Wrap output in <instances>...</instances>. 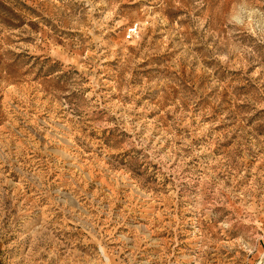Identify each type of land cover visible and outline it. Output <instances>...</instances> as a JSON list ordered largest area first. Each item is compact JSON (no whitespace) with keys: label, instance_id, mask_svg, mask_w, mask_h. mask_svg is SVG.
<instances>
[{"label":"rangeland","instance_id":"1","mask_svg":"<svg viewBox=\"0 0 264 264\" xmlns=\"http://www.w3.org/2000/svg\"><path fill=\"white\" fill-rule=\"evenodd\" d=\"M0 264H264V0H0Z\"/></svg>","mask_w":264,"mask_h":264},{"label":"built area","instance_id":"2","mask_svg":"<svg viewBox=\"0 0 264 264\" xmlns=\"http://www.w3.org/2000/svg\"><path fill=\"white\" fill-rule=\"evenodd\" d=\"M136 31H137V26L132 27V28L129 30V32H130V36H133L135 33H137Z\"/></svg>","mask_w":264,"mask_h":264}]
</instances>
